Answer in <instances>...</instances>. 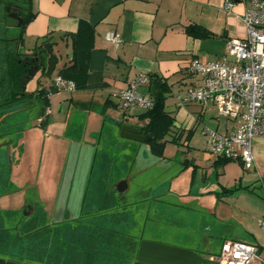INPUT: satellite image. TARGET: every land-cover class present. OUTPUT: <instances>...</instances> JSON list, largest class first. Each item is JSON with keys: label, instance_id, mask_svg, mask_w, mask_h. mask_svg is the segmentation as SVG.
Instances as JSON below:
<instances>
[{"label": "crops", "instance_id": "1", "mask_svg": "<svg viewBox=\"0 0 264 264\" xmlns=\"http://www.w3.org/2000/svg\"><path fill=\"white\" fill-rule=\"evenodd\" d=\"M225 1L30 0L35 16L25 28L19 50L27 54L36 46L50 43L57 57L54 80L70 65L73 56L70 35L77 33L81 22L93 28V39L87 46L105 51L109 58L104 69L105 86L99 89L52 92L49 81L40 76V85L36 84L35 90L40 87L50 91L47 124L54 122L65 126L71 133L82 124L85 116L100 107L105 115H110L111 110L119 112L121 125L129 118L141 120L140 116L146 111L123 112L115 95L125 90L139 74H145L157 75L170 87L165 95L166 110L177 113L171 141L180 135L177 143L183 139L189 141L187 133L193 130L186 144L189 149H195L191 143L196 129H200L205 144L204 127L220 133L234 130L236 122L219 117L212 105L179 104V97L200 84L198 77L188 74V65L194 60L203 63L219 60L226 53L229 39L246 36L241 19L244 5L237 2L233 11L227 12ZM190 26H201L213 36L202 39L191 36L187 33ZM108 32L120 35L119 46L105 39ZM149 86L150 81L142 92L151 96ZM183 113L185 117L181 116ZM204 150L209 153L207 147ZM252 152L256 163L253 170H246L240 162L220 163L223 159L196 156L197 153L193 154L192 161L185 160V168H192V186L197 183V188L188 194L190 203L186 209L190 215L200 212L201 218L196 229L192 225L188 227L192 234L182 244L172 243L173 246L202 256L205 253L209 258L222 243L240 241L256 245L260 254L253 264H264V230L258 224L264 215L261 195L264 190V137L253 140ZM205 156L206 162H203ZM177 157L178 154L174 158ZM196 207L199 211L194 210Z\"/></svg>", "mask_w": 264, "mask_h": 264}, {"label": "rangeland", "instance_id": "2", "mask_svg": "<svg viewBox=\"0 0 264 264\" xmlns=\"http://www.w3.org/2000/svg\"><path fill=\"white\" fill-rule=\"evenodd\" d=\"M0 19H5L1 7ZM2 30L6 28L0 25V35ZM17 32L18 29L11 27L6 30L8 37H14ZM36 84H28L27 89L35 90ZM169 110L172 111L171 108ZM94 111L83 118L82 124L77 127L78 130L76 128V131L71 133L66 131L65 126L55 125L54 122L50 123L52 125L45 124L38 128L37 118L40 109L37 107L20 115L18 120L28 122L20 128L19 138L24 141L32 140V153L29 157L24 156L21 163L22 155L17 152L14 166H27V159L30 158L32 164L35 161L41 164L47 177L50 171H57L58 186L62 184L63 203L68 201L69 188L73 187L71 192L73 200L68 207L71 218L77 217L79 213L85 189L89 190L90 196L86 199V205L90 203L96 206L100 202V197L93 195L103 191L112 192L120 182H127L128 186L119 199L123 206L120 209V216L124 223L114 226H118L117 228L125 234L144 236V240L150 242L167 239L173 244H182L192 234L188 227L192 225L196 229L201 218L200 212L192 213L191 216L186 209L190 203L188 194L197 188V183L192 186V168H185L184 162L192 161L193 154L196 153V156L207 155L212 159L216 158L205 152L207 146L200 129H196L191 143L195 149L187 147L186 142L189 143L190 139L189 141L183 139L180 144L171 142L175 134L173 131L166 137L164 158H158L153 156L147 144L122 136V125L139 128L146 124V120L129 118L121 125L119 112L111 110L110 115H105L101 107ZM172 115L175 116L177 113ZM181 116L185 117L184 113ZM55 117L53 116L54 119ZM176 154L178 157L174 158ZM204 158L206 156L202 161L206 162ZM90 171L93 172L89 173ZM262 192L264 198V190ZM17 196L4 197L0 201L1 210L11 212L17 209L16 201L19 199ZM15 197L17 198L14 199ZM60 206L62 216L65 205ZM97 208L94 207L93 210L96 211ZM194 210L199 211V208L196 207ZM99 218L100 215H96L93 218L94 222L97 223ZM222 245L223 243L212 255H218ZM203 258L207 260L208 254L204 253Z\"/></svg>", "mask_w": 264, "mask_h": 264}, {"label": "flooded vegetation", "instance_id": "3", "mask_svg": "<svg viewBox=\"0 0 264 264\" xmlns=\"http://www.w3.org/2000/svg\"><path fill=\"white\" fill-rule=\"evenodd\" d=\"M8 8L10 11L7 10ZM1 9L5 19H0V25L5 26L7 30L10 27L19 29V20L11 16L17 15L23 21L27 13L26 4L21 0H16L12 5L1 6ZM10 39H14V37H10ZM19 61L24 67L21 96H28L33 101L34 97L29 96L33 95L40 87L30 91L27 89V85L33 80L36 83L41 81L40 71L36 73L39 64L33 60V57L23 53H21ZM33 75L34 78L31 77ZM35 107L40 109L38 104L27 103L4 113L0 112V201L7 196L18 195L17 197H19L16 201L17 209L10 212L1 210L0 207V259L14 264H207V262L199 263L197 260H193L189 254L183 251L182 247L175 250L167 239L150 242L144 240V236L125 234L117 228L118 226H114L124 223L120 216V209L123 206L119 199L125 191L119 192L117 188L123 182H120L115 190L112 189V192L103 191L93 195L100 197V202L96 206L90 203L86 205L89 190L85 189L79 213L77 217L71 218L68 207L73 200L71 196L73 187L69 188L68 201L63 203L62 184L58 186L57 171H50L47 177L41 164L36 161L32 164L30 158L27 159V166H14L17 152L22 155L21 163L24 156L29 157L32 153V140L24 141L19 138L20 128L28 121H21L17 118ZM45 119V115H39L37 118L38 128L45 125ZM139 128L141 129V127ZM142 136H144L143 133ZM120 187L122 188V186ZM20 203L22 204L19 206ZM60 205H65L62 216V206ZM94 207H98L96 211L93 210ZM96 215H100L97 223L93 219ZM113 218L118 221H113ZM108 224L113 225L108 226ZM91 228L92 230L96 228L115 230L122 235L132 237L135 243L133 251L124 250L118 261H110L108 255L101 256L104 261L99 260L98 257L95 258L92 256V251L88 252L85 245L80 246L78 243L83 237L82 234H85L86 231L89 233ZM64 236L74 240L71 249L72 253L75 252L76 258L78 256V260H63L62 244L64 241L68 242L63 238ZM47 238L49 239L47 240ZM38 240L40 241V254L36 255L32 250ZM47 242H49V246H47Z\"/></svg>", "mask_w": 264, "mask_h": 264}, {"label": "built area", "instance_id": "4", "mask_svg": "<svg viewBox=\"0 0 264 264\" xmlns=\"http://www.w3.org/2000/svg\"><path fill=\"white\" fill-rule=\"evenodd\" d=\"M239 2L244 5L241 19L246 28L245 38L229 39L226 53L219 60L205 63L192 61L187 72L198 77L200 84L179 97V104L212 105L219 117L235 121L236 128L228 133L203 128L207 151L218 159L240 162L246 170H253L256 163L252 143L255 138L264 137V0ZM236 4V0H226L225 11L232 12ZM105 39L116 46L122 42L116 32H108ZM54 81L58 90H76L72 81L60 75ZM148 82L147 75L139 74L125 90L115 95L123 112L153 108L152 98L142 92ZM258 224L264 230V215ZM259 254L256 245L227 241L220 253L210 256L208 262L253 264L259 259Z\"/></svg>", "mask_w": 264, "mask_h": 264}, {"label": "trees", "instance_id": "5", "mask_svg": "<svg viewBox=\"0 0 264 264\" xmlns=\"http://www.w3.org/2000/svg\"><path fill=\"white\" fill-rule=\"evenodd\" d=\"M21 1L27 6V13L22 26L18 29L17 35L14 36V39H10L6 30H2L0 35V112L4 113L22 104L35 103L40 107V115L46 116L45 124H47L50 91L43 88L35 91L33 95L29 96L31 98L34 97L33 101L28 96H21L24 67L19 61L21 56L19 48L23 43L25 28L35 16L30 6V0ZM15 2L16 0H0V7L3 5L9 6ZM187 33L201 39L213 36L211 32L201 26H190L187 28ZM70 37L73 42L72 60L69 66L64 67L59 72V75L68 81H72L76 90H94L104 87V69L109 58L105 51L90 49L87 46L88 42L93 39V28L89 24L81 22L77 33L71 34ZM44 45L36 46L31 52L23 54L33 57L34 53L41 51ZM42 57L45 62L46 55L43 54ZM148 78L150 81V97L154 102V106L140 116L141 120L147 121L141 127V130L146 137L144 143L149 146L153 156L163 158L167 143L166 137L172 134L175 127V117L166 110L165 95L169 93L170 87L166 81H163L157 75H149ZM81 81L84 83L81 84ZM50 90L54 92L58 89L52 87ZM192 134L193 130L188 131L186 139L189 140ZM180 137L181 135L174 138L171 142L177 143ZM219 162L226 163L230 161L223 159L219 160ZM113 221H118V219L113 218ZM85 234H82L83 237L79 240V245H85L84 247L87 248L88 252L92 251V256L98 257L101 261H104L103 258L101 259L102 255H108L110 261H118L122 257L124 250L131 252L135 245L132 237L122 235L115 230L102 228L92 230L91 228L89 233L86 231ZM63 238L68 241H64L62 244L63 260H78V256L76 258L75 252L72 253L71 249L74 240L65 236ZM47 246H49V242H47ZM32 251L36 255L40 254L39 240Z\"/></svg>", "mask_w": 264, "mask_h": 264}, {"label": "water", "instance_id": "6", "mask_svg": "<svg viewBox=\"0 0 264 264\" xmlns=\"http://www.w3.org/2000/svg\"><path fill=\"white\" fill-rule=\"evenodd\" d=\"M236 1L239 2V0H236ZM7 10L10 11L9 8ZM11 17L17 18L19 20L18 27L20 28L22 26V22H23L22 19L20 17H18L17 15H12ZM43 54L46 55V61L45 62L43 61V57H42ZM33 60H36L37 62H39V68H38L36 73H38L40 71L39 73H41V78L46 79L47 81H49L51 87L56 88V82L53 79V73H54L56 65H57V57L52 51L51 44L46 43L41 51L34 53ZM31 77L34 78V75ZM37 85H40V83L37 82ZM121 132H122L123 137H125L127 139H131L133 141H138V142L144 143L146 140V137L142 136V130L138 127L124 125L121 128ZM120 186H122V188ZM127 186H128L127 182L123 181V183H120L119 186L117 187L118 191L119 192L125 191ZM173 247L175 250L178 249V247H176V246H173ZM183 251H185V250H183ZM185 253L189 254L193 260H197L199 263L206 261L203 258V256L198 254V253L189 252V251H185ZM0 264H14V263L6 262L5 260L0 259Z\"/></svg>", "mask_w": 264, "mask_h": 264}]
</instances>
